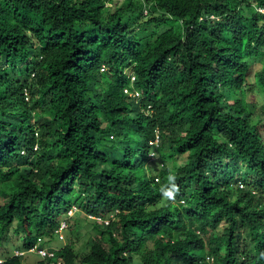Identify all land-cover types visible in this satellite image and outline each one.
Here are the masks:
<instances>
[{
    "label": "trees",
    "instance_id": "trees-1",
    "mask_svg": "<svg viewBox=\"0 0 264 264\" xmlns=\"http://www.w3.org/2000/svg\"><path fill=\"white\" fill-rule=\"evenodd\" d=\"M260 6L264 0H0V176L16 192L2 209L6 224L15 220V232L30 239L33 226L44 234L53 231L59 213L74 203L110 221L82 222L78 211L69 240L84 229L90 246L79 256L70 241L57 253L62 264H78L77 258L79 264H264V197L229 185L240 173L264 191V135L256 133L264 126V111L248 93L264 84V63L252 67L264 57ZM30 55L38 60L30 78L33 93L56 92L45 106L58 108L40 121L38 137L28 107L12 96L24 85L29 88ZM126 67L143 87L146 102L168 113L185 133L177 150L187 146L189 153L176 176L183 177L187 204L200 208L193 218L202 233L212 232L213 247L205 249L204 240L188 230L150 229L127 194L105 193L99 183L92 187L95 162H103L111 182L126 175L127 156L117 157L109 139L121 142L119 153L131 142V128L136 134L139 125L145 135L153 128L144 116L121 125L134 109L123 108ZM85 109L90 113L82 120ZM63 111L72 118V133L87 135L58 150L52 137ZM114 123L126 130L110 129ZM74 160L84 164L76 162L87 175V198L70 195L72 168L80 169ZM215 160L224 166L216 173ZM111 182L109 189L116 190ZM187 188L193 191L189 196ZM3 264L23 263L11 256Z\"/></svg>",
    "mask_w": 264,
    "mask_h": 264
},
{
    "label": "clouds",
    "instance_id": "clouds-1",
    "mask_svg": "<svg viewBox=\"0 0 264 264\" xmlns=\"http://www.w3.org/2000/svg\"><path fill=\"white\" fill-rule=\"evenodd\" d=\"M256 10L262 15V17H264V7H256ZM261 21L264 22V18H261ZM34 56L35 55H30L25 61V63L27 62L30 64V76L27 78V82H30L29 88L27 85H24L20 95L18 94L12 96L18 103L24 104L28 107L30 117L29 120L31 121V125L34 130V136L38 137L40 121L42 122L52 116L54 110L58 108H48L45 106L47 103L49 106L52 104L55 99L56 92H51L46 89H39L35 93L32 91L33 87L31 82H33L38 62ZM262 58L264 57L259 58L258 61ZM256 62L252 61V67ZM6 66L7 65L4 63L3 67ZM102 69H104V67L100 68V70ZM123 73L126 74L129 79L128 84L122 89V93L125 95V102L127 101L123 108L131 107L134 109L131 110L132 112L127 113L128 119L126 121L120 120L121 125L126 126L127 123H133L134 125L139 116H144L148 118L153 128L149 135L140 134L139 125L137 126L138 132L136 134L133 133V128H131V142L127 143L126 149L119 153L117 152V148L121 142H117L114 145V142L109 139L112 144L110 149L117 155V157L127 156V160L123 168L126 175L125 177H121L119 182H111L107 179L109 174L102 168L103 162H95V166L97 167V178H95L92 187L99 183L101 191H104L105 193L123 192L127 194L133 200V206L138 208V211L145 217V222L150 229L154 225L155 228L167 232L168 226L171 232L188 230L191 235H198L204 240L205 249L213 247L211 245L212 232L206 230V232L202 233L199 228V223L193 218V216L198 214V210L200 208L187 204L185 198L183 197V177L179 178L176 176V170L181 168L184 160L186 159L185 156L189 153V147L187 146H185L182 150H177V147L186 139L185 133L181 130L175 119L170 118L168 113L164 114L163 112H159L153 108V105L149 101L146 102L147 95L143 92V87L138 83H135L136 76L134 72L129 69V67L124 68ZM20 78L24 81L22 73H20ZM30 78L33 79L30 80ZM22 83L24 84V82ZM262 86L264 87V84H262ZM263 87L258 86L257 89L248 92L253 95V98L250 97L252 98L251 103L258 105V111H260L259 107L263 106L261 109L262 112L264 111V92H261L260 89ZM153 91L155 94L160 91V88H154ZM34 99H36L37 105L34 102ZM39 101L41 102L39 103ZM122 105L123 103H120L119 108ZM88 113L90 112L87 109L81 111V119L84 120ZM262 118V122H264V114H262ZM71 123L72 118L70 114L63 111L62 117L58 121L52 137L58 150L72 147L87 135L75 136V133H72ZM115 128H119L121 131L126 130L125 127L119 126L117 123H114L110 127V129ZM256 133H262L264 135V126H259ZM38 148L39 143L35 142L33 149L36 151ZM74 161L75 162H72V164L79 166L78 163L80 162L77 160ZM214 164H216V168H214L215 173L217 170H220V167H224L221 164V160L216 161ZM223 164L227 167L226 163ZM2 168H4V166L0 165V169ZM81 169V167L80 169L76 167L72 168L70 180L73 185L72 187H68L69 189L74 190V194L70 193L71 196L87 198L90 196L85 189V186L88 184L87 175L86 173H79ZM20 179L19 175V181ZM244 180L245 178H243L240 173H235L232 178H229V185L238 189H250L252 193L258 194L254 197L256 199H262L264 197L262 187L260 188L259 186H256L253 182L251 185H248ZM110 182L116 185V190L109 189L107 184ZM213 185L215 184L213 183ZM17 189L20 191L21 184L17 187ZM63 189L67 190L65 183L63 184ZM206 189H210L209 186H207ZM78 190H81L82 192H79ZM187 191L189 192L185 193V196H189V194L193 192L192 188H187ZM14 193L16 192L12 191L6 183V180L0 176V264H3L4 260L11 256L20 257L23 264H33L31 261L32 254H36L39 257L36 264H62L61 259L57 258V253L65 248V246L69 245V243L64 244L66 242L64 233L67 232L68 227L61 222L60 215L62 214L69 217L73 215L75 220L74 215L76 216V213L80 211L79 218L82 222L88 220L90 223L95 221L101 224L102 222L108 223L110 221L108 217L103 216L104 219H102V217H96L92 214H88L82 209L76 207V204L73 203L70 208L62 210L59 213L58 217L60 222L53 231L44 234V232L39 231L38 227L33 226L30 239H27V236L23 231L19 230L18 232H15L17 222L13 220L7 225L3 215V206L8 197ZM90 194L92 196L91 191ZM21 198L27 206L31 207L29 201L22 194ZM195 201L199 202L198 199ZM167 204H174L178 207L176 211H173L177 213L176 215H172L173 212L165 210L164 207ZM38 207L40 208V205H37V208ZM72 209L74 212L73 214H70ZM49 210H51V208H49ZM55 215L56 214L54 213L53 216ZM10 230H12L13 234L17 236L20 235V239L17 238V240H15L17 243L12 244L10 242ZM70 238L71 235L68 237V240ZM54 240L63 245L61 247L58 246L54 248L53 245H51ZM208 258H210V260L212 259L211 256H208Z\"/></svg>",
    "mask_w": 264,
    "mask_h": 264
},
{
    "label": "rangeland",
    "instance_id": "rangeland-1",
    "mask_svg": "<svg viewBox=\"0 0 264 264\" xmlns=\"http://www.w3.org/2000/svg\"><path fill=\"white\" fill-rule=\"evenodd\" d=\"M264 63V58H262L260 61L256 62L253 64V68H257L259 65L263 64ZM74 210L72 209V211L70 212V214H73ZM60 218H61V222L62 224H64L65 226L68 227V230L67 232H65V239H66V242L64 244H68L70 241H73L74 243L71 244L74 246V248H76L78 250V253H79V256H80V253H85L88 249H89V239H91V237L89 236L88 238V243H86L85 239H86V232L84 230H82V233H80L81 235L79 236L78 239L76 240H68V237L70 236L69 234V225H72L73 223V215L71 217L69 216H66L64 214L60 215ZM9 235L11 237L10 239V242L12 244L14 243H17V238L20 239V235L17 236L15 234H13L12 230L9 231ZM96 237L98 236V233L95 235ZM87 240V239H86ZM51 244V243H50ZM53 245L54 248L58 247V246H62L63 244H59L57 241H53ZM105 245V244H104ZM39 260V257L36 255V254H32L31 255V261L33 264H36V262ZM76 263L79 264V258L76 259Z\"/></svg>",
    "mask_w": 264,
    "mask_h": 264
}]
</instances>
